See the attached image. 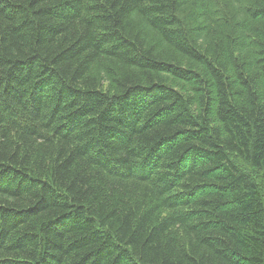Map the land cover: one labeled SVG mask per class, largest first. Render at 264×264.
<instances>
[{
	"label": "trees",
	"instance_id": "1",
	"mask_svg": "<svg viewBox=\"0 0 264 264\" xmlns=\"http://www.w3.org/2000/svg\"><path fill=\"white\" fill-rule=\"evenodd\" d=\"M264 0H0V264H264Z\"/></svg>",
	"mask_w": 264,
	"mask_h": 264
},
{
	"label": "rangeland",
	"instance_id": "2",
	"mask_svg": "<svg viewBox=\"0 0 264 264\" xmlns=\"http://www.w3.org/2000/svg\"><path fill=\"white\" fill-rule=\"evenodd\" d=\"M237 160H239V159H237ZM238 162L242 166V168L247 170L248 173H250L255 178L254 180H256V182L259 185V190H260L259 192L261 193V197H262L263 202H264V174L262 173L261 170L253 168L249 164H247L243 161L239 160Z\"/></svg>",
	"mask_w": 264,
	"mask_h": 264
}]
</instances>
